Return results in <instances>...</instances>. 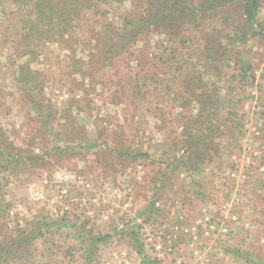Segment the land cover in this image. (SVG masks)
Returning <instances> with one entry per match:
<instances>
[{
    "label": "rangeland",
    "instance_id": "374dc122",
    "mask_svg": "<svg viewBox=\"0 0 264 264\" xmlns=\"http://www.w3.org/2000/svg\"><path fill=\"white\" fill-rule=\"evenodd\" d=\"M129 7L127 2H110L106 8L110 18L120 23ZM15 10L8 0H0L1 45L12 41L18 31ZM259 18L264 21V4ZM162 38L152 36L149 48L139 41L118 60L117 67L85 79L68 75L66 56L70 50L57 44L50 43L42 64L35 66L43 73L44 103L59 113L58 118L75 93L78 100L82 95L87 97L94 102V110L88 111L82 102L83 111L75 106L73 111L79 113L78 121L89 137L107 140L111 148L149 154V158L137 160L115 152L105 155L100 151L107 148L103 142L95 150H53L54 144L65 145L72 133L74 147H78L79 138L70 127L58 133L54 144L52 140L45 142L44 133L37 130V108L21 97L12 80L15 69L1 57L0 145L16 157L10 163L0 161V166H5L0 167V207L10 206L7 221L11 230L24 228L27 223L35 225L44 218L65 224L60 233L37 243L28 259L11 264H82L83 246L76 241L80 232L112 236L98 243V255L92 264H142L143 256L128 238L133 230L145 242L147 264H244L227 254L226 248L249 252L254 264L264 262V39L245 47L252 55L256 79L245 89L244 136L239 144H232L234 153L228 145L223 161L209 164L197 175L161 164L174 154L172 144L182 127L176 115H168L161 128V120L154 113L158 107L168 111L176 108L173 114L179 112L173 104L174 93L149 89L142 107L136 106L135 116L126 114L125 105L120 103L126 100L123 93L128 83L129 88L130 84L140 86V79L152 67L149 58L165 51ZM10 49L5 48L3 54ZM77 50L81 56L82 46ZM195 63L205 72L203 63ZM75 78L84 79L87 91L75 90ZM102 82L107 84L103 86ZM217 142L226 147L231 140ZM153 200L163 211L156 217L144 214Z\"/></svg>",
    "mask_w": 264,
    "mask_h": 264
},
{
    "label": "trees",
    "instance_id": "16d2710c",
    "mask_svg": "<svg viewBox=\"0 0 264 264\" xmlns=\"http://www.w3.org/2000/svg\"><path fill=\"white\" fill-rule=\"evenodd\" d=\"M8 1L16 8L13 19L18 31L12 41L0 44V59L5 57L14 67V85L21 97L35 110L37 108L40 125L37 130L44 133L45 142L52 140L54 144L59 132H66L70 127L79 138L78 147H74L72 133L67 136L65 145L55 147L54 144L53 150H95L100 149L103 142L107 148L102 147L100 151L105 155L115 152L134 160L149 158V154L132 148H111L106 139H91L90 133L78 121L79 113L73 111L75 107L83 111L82 102L88 111L94 110V102L83 95L78 100L75 93L69 106L61 113V118H58L59 113L44 103L47 99L40 75L43 73L35 66L42 64L48 45L57 44L64 50H70L66 56L68 75H79L85 79L95 72L103 73L109 67L114 69L118 66V60L124 58L139 41L146 42L145 47L149 48L152 36L160 35L164 37L161 44L166 45L165 51L154 59L149 58L152 67L140 79V86L130 84L129 88L128 83L124 88L123 98L126 100L120 103L125 105L126 114L135 116L137 105L142 107L148 98L149 89L174 93L176 97L173 104L180 111L173 114L176 108L168 111L158 107L154 113L161 120V128L165 127L168 115H176L182 127L172 144L174 154L161 162L169 168L184 169L200 175L209 164L223 161L228 145L231 153L235 152L236 148L232 144H239L244 136L245 89L252 87L256 79L252 55L245 47L255 40L264 39V21L259 18L264 0ZM110 2L120 5L127 2L130 5L120 23L110 18L106 8ZM79 46H82L81 56L77 54ZM9 47L13 51L10 49L4 55L3 51ZM195 61L203 63L205 72L199 69ZM84 79H74L76 91L84 90ZM101 84L104 86L107 83ZM144 124L145 121H142L141 125ZM103 135L104 131H101L100 137ZM218 139L231 142L222 147ZM15 157L0 145V161L7 160L10 163ZM196 194L203 195L201 192ZM1 199L0 194V203ZM155 205L156 201L153 200L144 214L149 212L151 217L159 216L163 211ZM9 207H0V264L28 259L37 243L49 235L60 233L65 227L63 223L44 218L35 225L27 223L24 228L11 230L7 221ZM111 238L109 234L98 237L91 232H80L76 241L83 246L82 264L95 262L98 243L103 244ZM128 238L143 256L142 264H147L149 256L141 234L133 230ZM226 249V253L233 255L239 262L254 264L249 252L241 248Z\"/></svg>",
    "mask_w": 264,
    "mask_h": 264
}]
</instances>
